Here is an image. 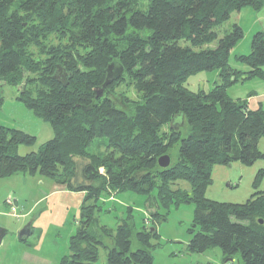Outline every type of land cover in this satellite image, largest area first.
<instances>
[{
	"label": "trees",
	"instance_id": "16d2710c",
	"mask_svg": "<svg viewBox=\"0 0 264 264\" xmlns=\"http://www.w3.org/2000/svg\"><path fill=\"white\" fill-rule=\"evenodd\" d=\"M263 7L264 0H0V83L17 87L16 100L53 131L37 152L20 156L17 148L34 137L0 125V179L38 174L83 194L58 264H98L100 249L105 264H152L154 223L189 203L188 253L218 247L223 261L264 264V193L240 204L205 198L214 165L264 159V109L227 96L238 80H264V32L236 57L250 69L243 77L228 64L243 31L223 28L233 13ZM58 68L65 85L54 79ZM205 71H217L219 83L190 92L187 79ZM124 81L136 102L114 93ZM175 146V161L160 168L158 158ZM123 192L146 198L142 227L130 209L114 230L99 225L100 197Z\"/></svg>",
	"mask_w": 264,
	"mask_h": 264
},
{
	"label": "rangeland",
	"instance_id": "374dc122",
	"mask_svg": "<svg viewBox=\"0 0 264 264\" xmlns=\"http://www.w3.org/2000/svg\"><path fill=\"white\" fill-rule=\"evenodd\" d=\"M145 5V1L139 2V8L142 9ZM232 24L241 27L243 37L231 50L228 64L232 70L244 77L250 69L238 62L236 57L248 55L252 36L256 32H264V7L258 12L243 8L240 12L233 13L223 28L227 29ZM218 83L217 71H205L190 76L185 87L193 93L208 92ZM113 91L115 94L123 95L128 102H136L138 99L137 94L125 81ZM0 92L1 126L20 130L35 139L31 147L19 146L17 154L24 156L30 152H37L40 146L53 138L51 127L20 103L10 101L18 94L17 87L0 83ZM227 96L232 101H246V106H250L249 110H256L260 104L264 109V98H259L264 96V80L258 78L238 80L227 89ZM248 98L252 100L249 101ZM180 124L182 127L183 123ZM162 131L166 133L168 127H164ZM258 150L264 154V137L258 140ZM176 154L177 146L169 152L171 162L175 161ZM77 162L79 165L84 163L78 159ZM100 173L103 174V171ZM259 173L260 177L255 184ZM15 175L17 176L10 180L0 182V191L4 189L15 192V197L5 198L12 200V206L1 204L0 211L4 217H0V230L6 231V238L4 237L0 245V264H58L60 259L69 253V239L77 229L83 194L71 193L63 186L38 174ZM176 186L189 191L186 182H178ZM255 191L264 193V159L257 160L251 166H244L234 160L228 165L212 167L211 184L205 191V198L219 203L240 204L246 202ZM145 200L144 196L131 192L111 197L102 195L99 200L101 211L97 214L99 225L114 230L118 220L124 218L130 209L135 228L140 229L146 216ZM13 208L16 210L15 214L12 212ZM12 213L15 216H12ZM193 215L194 205L183 204L171 207L166 213L165 221L154 223L159 240L152 241L155 245L152 250V264H240L238 258L223 261L218 247L202 253H188L187 245L191 239L189 230L193 223ZM28 225L30 234L24 239L23 244V240H18V234ZM105 261L106 250L100 249L98 264H105Z\"/></svg>",
	"mask_w": 264,
	"mask_h": 264
},
{
	"label": "water",
	"instance_id": "95a60500",
	"mask_svg": "<svg viewBox=\"0 0 264 264\" xmlns=\"http://www.w3.org/2000/svg\"><path fill=\"white\" fill-rule=\"evenodd\" d=\"M58 77H60V79L62 81H64L65 83L63 85L66 84L67 81V74H65L60 68L57 69L55 75H54V79H59ZM106 85V83L104 84V86ZM103 95V90H99L98 96H102ZM157 164L160 168L162 169H166L169 167L170 165V157L168 155H163L161 157L158 158L157 160ZM6 234L5 230H0V241L3 235ZM30 234V225L26 226L19 234H18V238L22 241L24 240L28 235Z\"/></svg>",
	"mask_w": 264,
	"mask_h": 264
},
{
	"label": "crops",
	"instance_id": "0c3cea01",
	"mask_svg": "<svg viewBox=\"0 0 264 264\" xmlns=\"http://www.w3.org/2000/svg\"><path fill=\"white\" fill-rule=\"evenodd\" d=\"M17 96H18V94L17 95H15V96H13V98L12 99H10V101L11 102H17V103H19L17 100H16V98H17ZM258 98V97H257ZM259 98H264V96L263 97H259ZM248 100L250 101V100H252V98H248ZM248 106V105H247ZM260 106H261V104H260ZM248 107H250V106H248ZM262 108H263V106H261ZM1 125V124H0ZM14 177L15 176H17V175H13ZM13 176H11V177H9V178H5V179H0V182H3V181H6V180H10V179H12L13 178ZM1 184V183H0ZM1 188V187H0ZM71 193H73V192H71ZM6 195V196H5ZM15 197V192L13 191V190H2V191H0V209L2 208L1 207V204L3 203V204H6V202H5V198L6 197ZM15 200V199H14ZM82 201V200H81ZM14 203H15V201H14ZM12 216H15L13 213H12ZM0 217H4L3 216V212L2 211H0ZM6 235H3L2 236V238H1V241H0V245L2 244V241H3V239H4V237H5ZM6 238V237H5ZM19 241H21L20 239H18ZM23 242V244H24V241H22Z\"/></svg>",
	"mask_w": 264,
	"mask_h": 264
},
{
	"label": "built area",
	"instance_id": "2783aa9c",
	"mask_svg": "<svg viewBox=\"0 0 264 264\" xmlns=\"http://www.w3.org/2000/svg\"><path fill=\"white\" fill-rule=\"evenodd\" d=\"M5 202H6L7 205L12 206V200H11L10 198H7V199L5 200ZM15 211H16V210L13 208V211H12V212H13L14 214H15Z\"/></svg>",
	"mask_w": 264,
	"mask_h": 264
}]
</instances>
